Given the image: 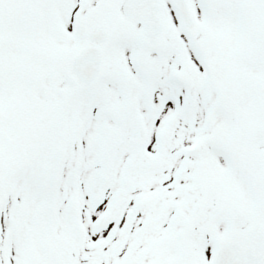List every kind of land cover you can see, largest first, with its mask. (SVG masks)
<instances>
[{
	"label": "snow or ice",
	"instance_id": "snow-or-ice-1",
	"mask_svg": "<svg viewBox=\"0 0 264 264\" xmlns=\"http://www.w3.org/2000/svg\"><path fill=\"white\" fill-rule=\"evenodd\" d=\"M0 264H264V0H0Z\"/></svg>",
	"mask_w": 264,
	"mask_h": 264
}]
</instances>
